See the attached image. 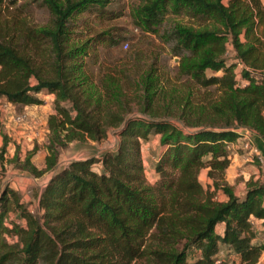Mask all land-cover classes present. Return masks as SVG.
Returning <instances> with one entry per match:
<instances>
[{
  "label": "trees",
  "instance_id": "trees-1",
  "mask_svg": "<svg viewBox=\"0 0 264 264\" xmlns=\"http://www.w3.org/2000/svg\"><path fill=\"white\" fill-rule=\"evenodd\" d=\"M17 1L0 0V99L24 107L52 95L55 114L46 127L54 144L80 136L100 141L110 128L119 141L98 160H71L57 170L40 193L39 217L18 202L15 218L6 217L9 191H0V264H235L219 258L221 246L240 264H256L264 244H252L251 219L261 222L264 234V182L248 181L236 196L223 175L240 130L264 142V0H143L133 10L134 26L177 58L178 77L217 93L195 107L190 93L174 101L186 130L168 119L169 105L163 117L151 107L158 81L151 71L145 97L135 99L141 115L132 118L122 114L129 110L124 98L113 110L84 86L83 58L92 61L88 52L103 40L72 43L73 17L102 11L109 0H35L48 15L39 27L4 17ZM169 13L213 25L173 24ZM227 40L238 72L225 58ZM150 133L160 136L161 146L152 184L145 182L139 155ZM52 146L46 171L55 169ZM96 163L98 172L91 169ZM204 169L212 181L205 189L198 180ZM218 191L225 200L215 199Z\"/></svg>",
  "mask_w": 264,
  "mask_h": 264
},
{
  "label": "rangeland",
  "instance_id": "rangeland-1",
  "mask_svg": "<svg viewBox=\"0 0 264 264\" xmlns=\"http://www.w3.org/2000/svg\"><path fill=\"white\" fill-rule=\"evenodd\" d=\"M5 1L7 2V0ZM142 1L109 0L102 11H84L73 17L75 29L73 30L72 43H83L90 40L89 44H91L94 39L96 41L99 38L103 40L95 45L92 52H88L92 61L87 57L83 58V71L87 76L84 86L89 89L94 98L100 99L101 104L112 103L110 107L113 110L117 105L116 99L124 98L129 110L123 111L122 114L125 118H132L141 115L138 112L140 106L135 99L142 100L145 97L142 87L151 71V77L158 79L154 85L156 94L151 102V107L157 109V113L163 117L162 115L165 114L163 109L166 104L169 105L168 119L186 130L183 121L178 118L180 108L174 101L184 98L190 93V103L195 107L216 96L217 93L212 92L213 88L198 89L185 79L178 77L176 74L177 58H169L167 49L157 40L156 36L144 34L134 26L132 13ZM4 17L7 20L14 17L24 18L31 27L44 26L48 21L45 9L38 7V2L35 0L17 1L16 4L4 10ZM166 17L170 23L194 28H212L213 25L212 21L192 19L184 13H169ZM260 30V28L257 30V36H260ZM109 37L115 41L113 46H110L113 43L108 41ZM240 39L243 41V37ZM234 57V48L227 40L225 58L235 64L234 70L238 72L239 64L236 65ZM207 74L211 75L212 73L207 71ZM47 96V94L43 95L44 99L41 104L43 107L36 105L28 108L5 109L0 105V153L2 154H0V191H9L6 217L10 219L15 218L13 213L15 202L20 203L32 215L41 216L42 212L38 207L40 193L57 170L63 168L71 160L91 157L98 160L105 151L114 150L119 141L116 134L117 129L110 128L107 131V137L100 141L94 142L80 136L69 142L62 139L61 143H52L51 134L44 131L46 126L43 125L47 122L49 115L55 114L52 100ZM21 112L27 113L28 116L27 120L30 126L26 130L16 128L15 124L11 123L12 117ZM34 120L39 121L35 128L30 124ZM20 132L28 134L21 138ZM243 132L244 134L240 137L242 139L240 145L243 146L231 148L236 149L235 152H232L231 159L236 153L237 156H241V159H246L245 164L251 166L250 168L246 167L244 173L240 175L242 181L246 179L247 182H264L259 176L262 163L252 152V149L255 148L259 153L255 139L252 137L254 134ZM245 143L248 146L246 148L244 147ZM51 144L56 155V164L54 170L46 171V158L52 153ZM160 153V136L158 134L150 133L146 140L140 141L139 155L145 182L148 184H152L156 179L153 170ZM28 166L34 168L35 172L30 171ZM100 166V163H96L92 165L91 169L98 172ZM244 168L242 166L241 169ZM232 169L229 165L228 172L225 171L223 175V181L227 184L226 179H231ZM204 173L200 171L198 180L205 189L207 183L212 181L208 180ZM215 195V199H220L223 196L220 191ZM252 244H264V234L253 238ZM218 256L232 261V254L223 246L219 248Z\"/></svg>",
  "mask_w": 264,
  "mask_h": 264
},
{
  "label": "crops",
  "instance_id": "crops-1",
  "mask_svg": "<svg viewBox=\"0 0 264 264\" xmlns=\"http://www.w3.org/2000/svg\"><path fill=\"white\" fill-rule=\"evenodd\" d=\"M47 97L48 98L50 97L51 98L50 100H52V98H53L52 95H48ZM41 98L44 99L43 95L41 96ZM13 106L15 108H22V107H20L18 105H13ZM32 106H36V105H29V106H24V107L28 108V107H32ZM39 106L41 107L42 105H39ZM241 133H242V135L244 134L243 131ZM21 134H20L21 138H24L26 136L25 134H28V133L27 132H22ZM252 137L255 139V142L257 144V148L259 149L260 158L264 161V142L258 136H256L255 134L252 135ZM240 141H242V139L238 138L234 143H232L234 148H238V146L239 147L243 146V145H240ZM240 157L241 156H237V154L235 153V155L231 159L230 168H233L232 171H231L232 176L229 175L231 177V179L230 178L226 179L228 184L232 187L234 195H236V196H241V195H243L245 193V191H246V182L247 181H246V179L244 181H242L241 178H240V175L244 173V171L246 170V167H248V168L251 167L250 165L245 164V160L246 159H241ZM67 164L65 166H67ZM242 166H244L245 168L241 169ZM261 168L262 169H261V172H260L259 176L261 177L262 181H264V162H262ZM228 170H226V172H228ZM202 172H205L204 174L206 175L207 170L204 169V170H202ZM236 177H238V179H236ZM256 178H258L257 175H256ZM236 184L238 186H235ZM219 200H225V197L222 196ZM260 223L261 222L259 220L251 219V224H252L253 228L255 229L256 237H259L260 235L263 234L262 231H261ZM222 230H223V226L222 225H218L217 228H216V231L218 233H222ZM231 259H232V261L235 262V264H240L239 263V258L237 256L232 255ZM256 264H264V252L260 255V258H259V260H258V262Z\"/></svg>",
  "mask_w": 264,
  "mask_h": 264
},
{
  "label": "built area",
  "instance_id": "built-area-1",
  "mask_svg": "<svg viewBox=\"0 0 264 264\" xmlns=\"http://www.w3.org/2000/svg\"><path fill=\"white\" fill-rule=\"evenodd\" d=\"M0 105L3 107V108H5V109H13V108H15L14 106H13V104H11V103H9V102H7V101H5V100H2V99H0ZM28 116H27V113H25V112H21V113H18V114H16V115H14V117H12V119H11V123L12 124H15V127L16 128H20V129H25L26 130V128H29V122H28V118H27ZM37 122H39L38 120H34L33 122H31L30 124L31 125H33V128H35L36 126L35 125H37ZM42 124V123H41ZM43 125H45L46 126V123L45 124H43ZM44 131L45 132H47V127L44 129ZM240 131H245V132H247V133H252V132H250V131H247V130H240ZM39 134V133H38ZM254 134V133H253ZM244 147L246 148V147H248L247 146V143H245L244 144ZM230 148H234V146L231 144L230 145ZM252 152L255 154V156L261 161V163L262 162H264L261 158H260V154L257 152V149H255V148H253L252 149Z\"/></svg>",
  "mask_w": 264,
  "mask_h": 264
}]
</instances>
